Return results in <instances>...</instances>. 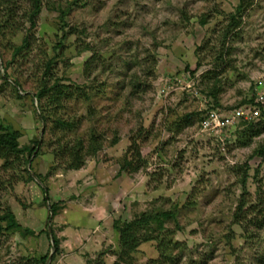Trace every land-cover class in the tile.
Masks as SVG:
<instances>
[{
	"label": "rangeland",
	"instance_id": "1",
	"mask_svg": "<svg viewBox=\"0 0 264 264\" xmlns=\"http://www.w3.org/2000/svg\"><path fill=\"white\" fill-rule=\"evenodd\" d=\"M74 1L42 0L31 26L26 20L30 0H0V123L19 132L20 146L39 140L29 158L13 154L6 164L0 158V212L8 206L23 226L0 231V264H34L45 254L54 255L45 264H114L120 251L114 222L104 232L90 225L68 251L61 250L71 237L62 236L65 227L81 226L83 216L74 213L72 221L67 212H74V199L54 201L49 188L54 181L64 195L58 174L62 179L75 175L80 186L69 187L72 191L98 188L111 184L119 168L128 183L132 180L126 186L134 197L122 203L114 221L122 225L153 209L175 213L178 227L174 220L164 223L173 259L160 264H264V224L259 222L264 223V163L258 162L264 153H254L264 144V115L250 131L239 124L217 135L198 124L204 109L229 111L254 103L256 80L264 81V0L252 1L227 38L225 29L231 16H238L240 0ZM24 37L28 45L14 55ZM50 58L48 83L62 77V83L81 87L89 98H63L44 122L34 95ZM215 80L216 98L209 94ZM55 116L75 126L56 128ZM94 132L101 135V148L86 154ZM79 140L82 166L68 168L77 163L73 146ZM134 141L143 155L121 168ZM95 163L103 166L99 175ZM89 166L90 186L81 187L88 180L85 172L78 180L76 171ZM240 201L245 204L238 210ZM53 202L59 206L56 215L49 211ZM49 226L59 236L56 254L44 231ZM152 227L137 233L130 264H159L158 240L144 239L159 234Z\"/></svg>",
	"mask_w": 264,
	"mask_h": 264
},
{
	"label": "trees",
	"instance_id": "2",
	"mask_svg": "<svg viewBox=\"0 0 264 264\" xmlns=\"http://www.w3.org/2000/svg\"><path fill=\"white\" fill-rule=\"evenodd\" d=\"M253 0H240V3L238 7L236 8V13L237 15H232L230 22L228 26L226 27V31L224 32V38H227L229 33L231 32L232 29L237 28L240 25V20L238 17L241 16V13L245 11L247 7L251 5ZM76 2V0L74 1ZM42 9V0H30V7L27 11V21L30 22L31 26L36 25V18L40 14ZM68 10L66 9L65 11L61 10V18H64V16L67 14ZM10 15V14H9ZM12 17L10 15L9 19ZM64 28V27H63ZM63 30V29H62ZM64 33V32H63ZM66 34L64 33L62 36V39L65 38ZM62 44V40H60L57 43V47H59ZM28 45V40L27 37L23 38L22 44L19 46H16L14 49V55L19 53L23 48H25ZM222 57V55H221ZM53 63V59L50 58L48 61L45 62L44 65V71H43V76L41 78L40 85L38 86L37 92L35 93V98L38 100L40 104V116L41 119L46 122L48 116H50V113H48L49 109H55L59 108L61 106V102L63 98H69L73 96H83L85 98H89L88 94L81 89V87H73L70 84H65L62 83V77H55L54 78V83L49 84L48 80L50 81L51 79V65ZM8 78V76L5 74V79ZM16 85L19 87L20 83L17 80ZM218 81L215 80L213 83V87L211 91L209 92L210 95H212L214 98L217 97L218 93ZM74 90V91H72ZM255 97V95H254ZM264 115V109L261 111V116ZM53 121L56 123V128L62 127V128H73L75 126L74 121H70L68 119H64L62 117H54ZM257 122V121H256ZM256 122H247L243 121L240 122L241 125H245L248 127V131L250 129L257 127L258 125L261 124L262 121H259L258 123ZM20 136L19 132L12 130L8 125H4L0 123V158H3L5 161V164L9 161L10 157L13 154H16L18 157L24 156L25 154H28L27 158L31 155L32 152L35 151V147L39 145V140H33L27 145L20 146L18 142V137ZM101 135L97 133H92L89 137V141L87 144V148L85 150L86 154H92L95 155L101 148V140H100ZM117 142V141H115ZM34 144V146H33ZM83 141H77L75 146H73L75 152L78 154L77 157H73L74 161L77 163H69L68 168H73V169H78L79 167L82 166V154L84 146H83ZM139 147L137 146L136 142L130 143V145L127 148V151L125 152V156L127 155V152H131V158L130 160L124 161V164L122 167H127L130 166L133 161H140L141 152L138 149ZM255 154H263L264 153V144L260 145L257 149L254 150ZM77 158V160L75 159ZM28 161V159L26 160ZM247 171H248V165H245V168L243 170V176L241 177V183L243 184V188H245V182L247 179ZM32 178V176H30ZM43 191L47 193L46 187L43 188ZM245 191V190H243ZM45 200H49L48 197H45ZM245 202L240 201L238 205V210L242 209L244 206ZM58 204L57 203H51L49 205V211L53 215H56L58 211ZM235 216H238V211L235 212ZM169 220H174L176 227H178L175 213L173 210H162V209H153L149 210L146 212H143L139 215V217L131 220L130 222H124L122 225H119V222L117 220L114 221V226L118 229L120 233V251L118 252L117 255V261H115L114 264H130V259H131V254L136 251L137 246L139 244L140 238H138V232L143 228H151L152 224H155V227H152V229L156 232L158 231L159 234L156 236H147L144 237V239H151L154 238L158 240V248H159V254H160V260H157L158 263H169L173 259L172 255V250H171V245L172 241H167L166 237L164 236V223L169 221ZM2 222L5 224L3 225ZM259 222L261 224H264L260 219ZM175 227V228H176ZM23 228V226L19 223V221L16 219L14 213L11 211V209L7 206L5 207V210L0 212V231L2 230H13L16 231L18 229ZM25 231L27 232H33L32 230L28 228H24ZM46 233H48V227L44 229ZM153 231V232H154ZM52 239H53V246L55 248V254L58 252V240L55 236L54 233H52ZM48 258V254L44 255V257H41L40 259H36L34 264H45L46 260ZM54 258V255L52 259ZM30 261V259L28 258Z\"/></svg>",
	"mask_w": 264,
	"mask_h": 264
},
{
	"label": "crops",
	"instance_id": "3",
	"mask_svg": "<svg viewBox=\"0 0 264 264\" xmlns=\"http://www.w3.org/2000/svg\"><path fill=\"white\" fill-rule=\"evenodd\" d=\"M102 163V162H101ZM101 163H95L93 164V166H95L94 169V173H96V175H99L100 172L102 171V165H100ZM89 168H86L85 170H80V171H76V177L79 179L78 175H80L82 172H85L84 176H86L87 178V182L86 183H82L81 187H86V186H90V184L88 185L89 182H91L90 180L93 178L92 174H90L89 172ZM94 168V167H93ZM121 169L119 168V171L115 174H113L112 176H110V180H111V184H108L105 179L101 180V182H105L107 184H103L102 186H99L98 188H94L93 187H87L86 190H82L79 191V189L77 191H72L69 189V187L72 189V187H79L80 185L77 184V181L73 180L74 178L72 176L71 177H67V178H63L62 174H58V179L59 181H61L64 184L65 190H64V195L63 192H57L56 188H54L57 184L52 183V185H48L50 186L49 188V194L51 193L52 198H54V201L56 200H64L67 198V196H69L68 198H72L74 200H76L79 204L77 205V202L75 203L74 200L71 203V205L74 207V212L72 210H69L67 213H69L72 221H73V216L74 213H76L78 216H83V221L81 222V226L80 225H75L74 223H68L69 226L65 227L66 231L62 232V236L66 235L67 237H70V240H66V243L63 244L64 247H62L63 249H61L62 251L66 252L68 251V249L72 246V244H76L78 242V240H80L81 238L79 237L78 233L82 232V230L88 228L90 225H99V228L101 227L102 232H104L103 230L107 227H111L112 223L114 222V218H115V213L120 210V207L122 205V203L125 204V200L126 199H130V197H134L133 195V191L132 188H130L129 192H128V177L125 176V173L121 172ZM72 178V179H71ZM71 179V180H70ZM126 181V182H125ZM131 182H129L132 186V180H130ZM57 182V180H56ZM51 183V182H49ZM128 183V185H129ZM141 184V182H140ZM76 189V188H74ZM91 189V191H89ZM128 193V195H127ZM80 200V201H78ZM86 200V201H85ZM84 205V207L86 206H90V208H79V206ZM72 207V208H73ZM78 208L80 210H78ZM72 214V215H71ZM74 224V225H73ZM101 235V234H100ZM56 236V235H55ZM102 236V235H101ZM57 238L59 236H56ZM61 238V237H60ZM68 248V249H67ZM62 253V252H61ZM73 258V257H72Z\"/></svg>",
	"mask_w": 264,
	"mask_h": 264
},
{
	"label": "built area",
	"instance_id": "4",
	"mask_svg": "<svg viewBox=\"0 0 264 264\" xmlns=\"http://www.w3.org/2000/svg\"><path fill=\"white\" fill-rule=\"evenodd\" d=\"M256 94L254 103H244L229 111L219 108L204 109L198 122L201 131H208L219 135L225 130L234 128L240 122H256L261 118V111L264 109V81L256 80ZM259 163H264V154L259 157Z\"/></svg>",
	"mask_w": 264,
	"mask_h": 264
},
{
	"label": "water",
	"instance_id": "5",
	"mask_svg": "<svg viewBox=\"0 0 264 264\" xmlns=\"http://www.w3.org/2000/svg\"><path fill=\"white\" fill-rule=\"evenodd\" d=\"M48 232H49L50 237L53 238V237H52V234H51V227H50V226H49V228H48ZM51 256H52V255L50 254L49 257H48V260H47L48 262L51 260V258H52Z\"/></svg>",
	"mask_w": 264,
	"mask_h": 264
}]
</instances>
